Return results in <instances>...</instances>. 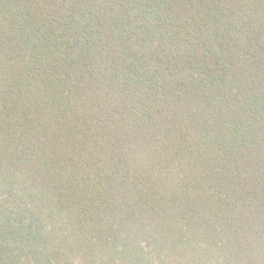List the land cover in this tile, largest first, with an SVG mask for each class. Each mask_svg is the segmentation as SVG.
Masks as SVG:
<instances>
[{"label":"trees","instance_id":"1","mask_svg":"<svg viewBox=\"0 0 264 264\" xmlns=\"http://www.w3.org/2000/svg\"><path fill=\"white\" fill-rule=\"evenodd\" d=\"M0 264H264V0H0Z\"/></svg>","mask_w":264,"mask_h":264}]
</instances>
